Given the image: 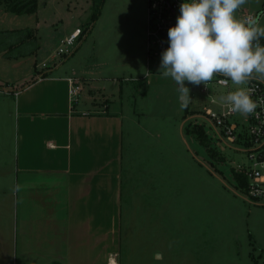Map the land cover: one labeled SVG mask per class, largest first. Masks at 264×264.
Returning a JSON list of instances; mask_svg holds the SVG:
<instances>
[{
	"label": "rangeland",
	"instance_id": "obj_1",
	"mask_svg": "<svg viewBox=\"0 0 264 264\" xmlns=\"http://www.w3.org/2000/svg\"><path fill=\"white\" fill-rule=\"evenodd\" d=\"M94 2L100 0H39L36 13L16 14L0 0V89L31 79L35 61L40 66L48 60L43 53L65 48L61 39L79 27L84 32L68 47V54L78 47L69 58L75 55L72 61L87 66L88 74L101 75L92 90L99 100L110 99V110L121 119L123 264H264V199L251 200L233 176V168L247 162L246 146L218 133L204 112L221 108L212 98L247 84L212 83L202 91L201 83L194 91L185 82L191 98L181 100L175 82L159 73L161 62L152 60L151 75L144 76L147 0H105L97 20ZM252 13L264 25V0H248L236 16ZM5 121L10 168L13 118ZM192 125L203 126L223 160L210 156L189 130ZM4 208L6 227L12 228L16 207L11 202ZM130 234L136 239L127 244Z\"/></svg>",
	"mask_w": 264,
	"mask_h": 264
},
{
	"label": "crops",
	"instance_id": "obj_2",
	"mask_svg": "<svg viewBox=\"0 0 264 264\" xmlns=\"http://www.w3.org/2000/svg\"><path fill=\"white\" fill-rule=\"evenodd\" d=\"M47 52L48 60L35 61L36 81L0 89V264H123L121 119L110 110L113 102L92 90L101 75L88 74L87 66L72 61L75 55L61 65L66 59L58 50ZM72 81L82 87L74 97ZM11 202L16 213L8 228L4 207ZM128 237L127 244L136 239Z\"/></svg>",
	"mask_w": 264,
	"mask_h": 264
},
{
	"label": "clouds",
	"instance_id": "obj_3",
	"mask_svg": "<svg viewBox=\"0 0 264 264\" xmlns=\"http://www.w3.org/2000/svg\"><path fill=\"white\" fill-rule=\"evenodd\" d=\"M248 0H189L180 5L175 26L168 29L169 47L163 51L159 73L171 78L181 100L190 99L188 84L207 86L222 76L240 86L251 80L264 82V25L262 17L237 18ZM232 113L258 115L264 97L254 100L238 87L223 97Z\"/></svg>",
	"mask_w": 264,
	"mask_h": 264
},
{
	"label": "built area",
	"instance_id": "obj_4",
	"mask_svg": "<svg viewBox=\"0 0 264 264\" xmlns=\"http://www.w3.org/2000/svg\"><path fill=\"white\" fill-rule=\"evenodd\" d=\"M184 2H189V0H147L146 52L150 70L152 60L161 62L163 51L170 46L168 29L175 26L177 17L180 15V5ZM248 16L257 15L252 13L246 15L245 18ZM81 32L82 30L78 28L63 42L66 47L60 48L58 53L60 55L68 53V47L73 45ZM43 66L46 64L44 63ZM150 70L147 75L151 73ZM212 83L229 86L231 80L222 76H214L211 81L207 82V86L203 84L201 90H208V85ZM192 89L196 91L197 86L192 85ZM247 89L254 100L264 97V82L262 81L251 80L247 83ZM81 90L79 83L71 82L70 93L73 97L79 95ZM224 96L219 94L217 98H212V102L221 103L222 106L218 111L204 107L205 115L218 133L225 134L230 142L246 146L242 151L247 157V162L239 163L234 169L248 180L244 193L251 200L264 199V107L256 109L258 115L247 116L244 122H240V120H233L235 113H232L230 107L223 103Z\"/></svg>",
	"mask_w": 264,
	"mask_h": 264
},
{
	"label": "trees",
	"instance_id": "obj_5",
	"mask_svg": "<svg viewBox=\"0 0 264 264\" xmlns=\"http://www.w3.org/2000/svg\"><path fill=\"white\" fill-rule=\"evenodd\" d=\"M38 2H39V0H4V3L6 4L7 10L10 12L16 13V14L36 13L38 10V6H39ZM104 2H105V0H100L99 4H96L94 2L96 5L95 6L96 9L93 13V20H97ZM28 30H29V32H28L29 34H27V35H31L32 32L34 31L33 28H30ZM83 32L84 31H82V33ZM10 46H12V45H9V47ZM77 48L71 54L67 53L64 56L65 59L69 58L72 54H74V52L77 50ZM46 75H47V73H42V76H46ZM36 80H37V78L33 77L31 80L22 83L20 85V88H25L26 86L30 85L32 82H34ZM189 130L198 138V140L202 144H204L206 146L207 151L210 154V156H212L216 159L223 160V158H221V155L218 153V151L211 145L210 138L208 137V134L205 132L203 126L192 125L189 128ZM233 176H234V179L236 181V188L242 192L246 191V186L248 184L247 178L242 173L236 172L234 168H233Z\"/></svg>",
	"mask_w": 264,
	"mask_h": 264
}]
</instances>
